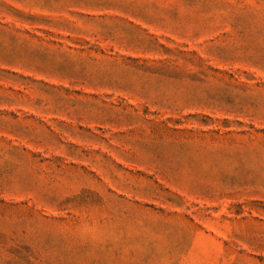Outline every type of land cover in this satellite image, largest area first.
I'll use <instances>...</instances> for the list:
<instances>
[{
	"label": "rangeland",
	"instance_id": "374dc122",
	"mask_svg": "<svg viewBox=\"0 0 264 264\" xmlns=\"http://www.w3.org/2000/svg\"><path fill=\"white\" fill-rule=\"evenodd\" d=\"M0 264H264V0H0Z\"/></svg>",
	"mask_w": 264,
	"mask_h": 264
}]
</instances>
